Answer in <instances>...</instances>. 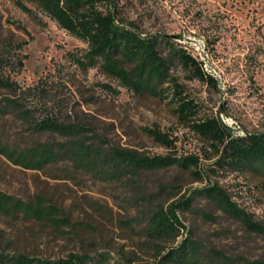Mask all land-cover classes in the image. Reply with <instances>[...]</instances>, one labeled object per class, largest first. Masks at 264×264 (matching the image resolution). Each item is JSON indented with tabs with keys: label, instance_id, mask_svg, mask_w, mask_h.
Wrapping results in <instances>:
<instances>
[{
	"label": "rangeland",
	"instance_id": "374dc122",
	"mask_svg": "<svg viewBox=\"0 0 264 264\" xmlns=\"http://www.w3.org/2000/svg\"><path fill=\"white\" fill-rule=\"evenodd\" d=\"M117 1L119 21L145 36H181L172 39L175 45L219 80L214 88L175 67L184 94L199 106L198 118L218 117L237 137L264 132V0ZM43 19L46 27L12 0H0V52L12 80L25 88L47 81L63 120L90 124L97 132L98 137L88 133L89 140L100 138L106 148L133 149L150 157L198 156L204 179L173 166L111 181L66 162L43 171L24 170L0 155V191L25 201L41 196L59 209L56 218L68 222L57 227L0 213V250L52 261L76 254L90 256L88 264H160V246L144 233V212L191 197V209L180 213L188 231L174 247L189 237L201 247V264H264V235L249 231L196 194L219 186L264 226V177L217 169L212 148L179 123L171 91L163 99L138 96L99 68L77 69L68 54H83L87 43ZM18 56H27L19 71ZM104 84L119 93L107 91ZM3 95L0 90V100ZM145 128L168 134L173 147L156 143ZM0 132L5 142L22 148L63 141L54 134L33 133L11 115L0 119Z\"/></svg>",
	"mask_w": 264,
	"mask_h": 264
},
{
	"label": "trees",
	"instance_id": "16d2710c",
	"mask_svg": "<svg viewBox=\"0 0 264 264\" xmlns=\"http://www.w3.org/2000/svg\"><path fill=\"white\" fill-rule=\"evenodd\" d=\"M12 1L38 25L46 27L43 18H49L60 29L87 43L88 49L83 54H68L77 69L86 72L99 68L103 74L138 96L163 99L166 90L171 91L170 101L175 105L179 123L188 126L212 148L217 158L214 164L217 169L229 173L251 172L264 177V135L237 137L218 117L198 118L199 106L184 94L183 86L174 73L175 67L186 70L189 79L214 88H218L219 80L204 69L202 62L176 46L171 37L145 36L119 21L117 0ZM27 3L34 4L35 9ZM26 57L18 56V71ZM5 62L0 52V90L5 91L0 100V119L11 115L33 133H49L63 139L59 143L36 142L22 148L5 142L0 132V155L12 165L24 170L43 171L49 165L66 162L111 181H120L128 174L176 166L192 170L198 180L204 179L199 170L201 160L198 156L150 157L133 149L106 148L103 145L105 141L100 138L98 142L89 140L87 134L98 137L97 132L90 124L63 120L56 93L47 87V81L22 87L7 74ZM103 88L119 93L107 84ZM143 131L156 143L168 149L173 147V139L168 134L157 129L145 128ZM196 194L204 196L249 231L264 235V226L233 202L224 189L211 186L197 190ZM191 200V197H183L144 212V233L150 243L160 246V264H201V247L196 241L186 237L173 246L188 231L180 213L191 209ZM0 213L12 218L22 216L24 219L47 221L57 227L68 225L67 220L56 218L59 209L41 196L25 201L0 191ZM89 260L90 256L71 254L66 259L52 261L24 254L10 255L0 250V264H88ZM243 264L258 263L244 261Z\"/></svg>",
	"mask_w": 264,
	"mask_h": 264
},
{
	"label": "water",
	"instance_id": "95a60500",
	"mask_svg": "<svg viewBox=\"0 0 264 264\" xmlns=\"http://www.w3.org/2000/svg\"><path fill=\"white\" fill-rule=\"evenodd\" d=\"M160 35V34H158ZM167 37H171L172 39H181V36H167ZM264 135V133H259V134H253V135H249V136H261Z\"/></svg>",
	"mask_w": 264,
	"mask_h": 264
}]
</instances>
